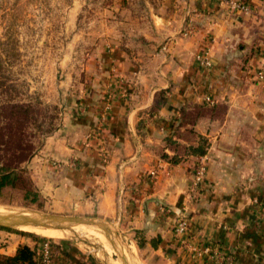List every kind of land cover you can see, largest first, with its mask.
<instances>
[{
	"label": "crops",
	"instance_id": "1",
	"mask_svg": "<svg viewBox=\"0 0 264 264\" xmlns=\"http://www.w3.org/2000/svg\"><path fill=\"white\" fill-rule=\"evenodd\" d=\"M154 3L149 31L101 50L84 94L62 112V129L28 164L46 211L102 222L120 254L118 262L108 256L102 263L79 244L53 241L56 261L197 264L173 235L183 211L192 246L212 244L237 264H264V84L256 79L264 64V0H251L252 13L238 17L219 0ZM204 50L210 69L195 60ZM207 96L223 112L182 125L181 111ZM107 102L112 110L104 119ZM200 142L205 153H191ZM201 162L207 171L200 197L188 203ZM41 243L0 231L5 256Z\"/></svg>",
	"mask_w": 264,
	"mask_h": 264
},
{
	"label": "rangeland",
	"instance_id": "2",
	"mask_svg": "<svg viewBox=\"0 0 264 264\" xmlns=\"http://www.w3.org/2000/svg\"><path fill=\"white\" fill-rule=\"evenodd\" d=\"M154 6V0H0V133L4 136L0 148L5 149V140L12 137L16 147L22 146L17 154L28 149L30 155L21 166L28 176L29 162L62 129V112L84 94L88 75L96 68L92 62L102 56L101 50L108 51L107 46L129 45L148 32ZM176 135L196 141L192 134ZM6 160L0 161V167ZM0 212L54 217L44 206L25 207L14 198L0 204ZM83 227L77 230L81 238L63 239L20 228L3 231L25 239L30 233L76 243L102 263L108 256L118 262L120 254L112 249L104 230ZM55 232H60L57 237L65 236ZM130 263L136 264L131 259Z\"/></svg>",
	"mask_w": 264,
	"mask_h": 264
},
{
	"label": "trees",
	"instance_id": "3",
	"mask_svg": "<svg viewBox=\"0 0 264 264\" xmlns=\"http://www.w3.org/2000/svg\"><path fill=\"white\" fill-rule=\"evenodd\" d=\"M245 1L246 3H249L251 0ZM17 108L21 110V112L24 111L22 107L17 106ZM222 112L223 110L220 109L218 105L205 102L201 105L196 106L195 110L193 111H187L183 109L180 116L181 124H194L201 118L207 116L216 117ZM1 138L2 140H0V147L4 144L2 143L4 136H1ZM6 142L7 146L5 147V149L0 148V161L5 158L7 159L6 164L0 167V204H9L14 198L22 201V205L25 207H43L45 203L43 195L38 190V188H36L31 177L28 176L21 167L22 164L27 161L30 152H27L28 149H22V153L17 154V150L21 149L22 146L16 147L13 143L12 137H10V140H5V143ZM168 144L172 149H178V144L176 141L169 140ZM203 148L204 144L202 143L197 147H192L190 151L195 155L202 156L205 153V150ZM179 150L180 148L178 149V151ZM9 152H11V154H9ZM4 153H6L5 156L3 155ZM0 230L10 231V229L1 227ZM28 235L39 242L47 240L36 234L29 233ZM51 242L53 244V241ZM0 264H41L40 245L37 246L34 250L29 248L28 246L21 245L17 251V254L13 257L0 254Z\"/></svg>",
	"mask_w": 264,
	"mask_h": 264
},
{
	"label": "built area",
	"instance_id": "4",
	"mask_svg": "<svg viewBox=\"0 0 264 264\" xmlns=\"http://www.w3.org/2000/svg\"><path fill=\"white\" fill-rule=\"evenodd\" d=\"M221 4L227 6L231 13L238 17L242 15H249L252 13V7L249 3H246L245 0H219ZM186 35H191L193 32H185ZM167 47H164L166 50ZM197 64L204 69H210L212 67L211 57H209V50H204L202 53L195 56ZM256 79L264 84V64L258 69L256 73ZM204 101L207 103H214L212 98L207 96L204 98ZM112 110V105L110 102H107L103 108L102 118L106 119ZM97 134H92L89 136V139H93ZM101 157L103 164L107 163V155L105 150L101 149ZM206 164L201 162L198 164L193 172V180L190 186L188 187L186 198L188 203H194L200 197L201 188L206 177ZM155 175V173H152ZM168 212V211H166ZM173 235L178 244L184 247L186 250L191 252V257L199 264L204 257L209 258L211 264H237L235 259L227 254L221 247L214 246L212 244H206L201 248L194 247L190 244L188 240V221L187 217L183 211L178 212L174 226H173ZM40 263L41 264H59L56 261L53 244L50 240H45L40 244Z\"/></svg>",
	"mask_w": 264,
	"mask_h": 264
},
{
	"label": "water",
	"instance_id": "5",
	"mask_svg": "<svg viewBox=\"0 0 264 264\" xmlns=\"http://www.w3.org/2000/svg\"><path fill=\"white\" fill-rule=\"evenodd\" d=\"M53 222H60L62 225H52ZM89 225L102 228L103 230L106 229L102 222L93 219L82 220L44 215L24 216L23 214H0V227L5 229H18L24 226H30L51 230H67L76 226Z\"/></svg>",
	"mask_w": 264,
	"mask_h": 264
},
{
	"label": "bare ground",
	"instance_id": "6",
	"mask_svg": "<svg viewBox=\"0 0 264 264\" xmlns=\"http://www.w3.org/2000/svg\"><path fill=\"white\" fill-rule=\"evenodd\" d=\"M0 214H6V213H4V212H0ZM23 215H24V216H29V214H23ZM79 228H84V227H83V226H82V227H81V226H77L76 228H75V227H72V228L67 229V230H51V229H43V230H45V231H41V230H39V229H42V228H38V227H30V226H24V227H21L20 229H21V230H24V231L35 232V233H38V234H41V235H43V236H47V237H49V238H53V239H63V238H65V237H70V236H74V237L81 238L83 235H81V234L79 235V234L77 233V230H78ZM55 231H62V232H64L65 236H59V237H57V236L60 234V232H59V234H58V233H56ZM66 232L69 233L70 235L66 236V235H67ZM97 235H98V234H97ZM100 236H102V235H100ZM89 238H90V237H89ZM101 241L107 242V241L104 240V238H102ZM104 247H105V249H107V246L104 245Z\"/></svg>",
	"mask_w": 264,
	"mask_h": 264
}]
</instances>
